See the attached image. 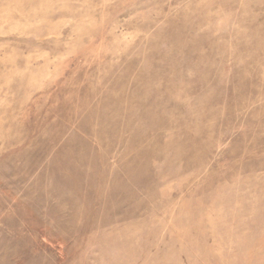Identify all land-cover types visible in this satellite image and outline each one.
Returning <instances> with one entry per match:
<instances>
[{
	"label": "rangeland",
	"instance_id": "obj_1",
	"mask_svg": "<svg viewBox=\"0 0 264 264\" xmlns=\"http://www.w3.org/2000/svg\"><path fill=\"white\" fill-rule=\"evenodd\" d=\"M0 264H264V0H0Z\"/></svg>",
	"mask_w": 264,
	"mask_h": 264
}]
</instances>
